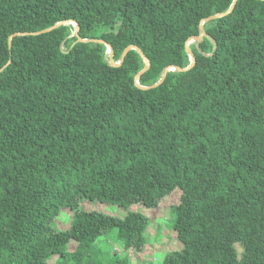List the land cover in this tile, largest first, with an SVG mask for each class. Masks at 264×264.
<instances>
[{"label": "trees", "instance_id": "16d2710c", "mask_svg": "<svg viewBox=\"0 0 264 264\" xmlns=\"http://www.w3.org/2000/svg\"><path fill=\"white\" fill-rule=\"evenodd\" d=\"M232 1L0 0V264H128L112 246L140 250L150 224L129 208L175 189L179 249L155 264H264V0H236L191 68L139 87L187 67ZM64 21L90 41L34 35ZM105 44L115 63L142 51L138 85L140 55L112 66Z\"/></svg>", "mask_w": 264, "mask_h": 264}, {"label": "rangeland", "instance_id": "374dc122", "mask_svg": "<svg viewBox=\"0 0 264 264\" xmlns=\"http://www.w3.org/2000/svg\"><path fill=\"white\" fill-rule=\"evenodd\" d=\"M191 44V43H190ZM182 191L180 189L173 190L168 196L161 199L158 206L154 209L143 208L139 204H133L129 209L132 211H138L148 217L150 220L149 227L145 232V244L138 250H125L112 246L118 255L120 260L126 259L128 264H155L161 259V255L170 250L179 249V244L175 239V233L170 227V223H166L168 207L174 205L180 199ZM86 210H96L108 215L116 217H123L125 211L115 205H108L95 202L84 203ZM70 213L68 210L62 211L61 216L56 219V224L59 229L65 228L69 225ZM104 236L102 233L101 237ZM76 246L75 242H70L68 245L69 250H73ZM237 250L239 256L242 252L240 244H237ZM56 257L52 256L44 264H54ZM188 264H193L189 262Z\"/></svg>", "mask_w": 264, "mask_h": 264}, {"label": "water", "instance_id": "95a60500", "mask_svg": "<svg viewBox=\"0 0 264 264\" xmlns=\"http://www.w3.org/2000/svg\"><path fill=\"white\" fill-rule=\"evenodd\" d=\"M235 1H236V0H233V1H232V3H231V5H230L229 9H228L226 12L221 13V14L212 15L211 17L202 20V21L200 22V25H199V31H200V34H199L198 36L190 37V38L185 42V50H186V52H187V54H188V56H189V59H190V62H189V64L187 65V67H185V68H178V67H175V66H167V67L164 68V70L162 71V74H161L160 78L157 80V82H155V83H154L153 85H151V86H139V87L142 88V89H148V88L156 87L157 85H159V84L162 83V81L164 80V78H165L167 72H169V71H174V70H177V71H185V70L191 68V67L193 66V64H194V56H193V54L191 53V51H190V49H189V45H190V43H193V42H194V43L199 42V41L205 36V33H204V31H203V27H202L203 23L209 21L210 19L220 18V17H222V16L228 14V13L233 9L234 4H235ZM67 23H71V24L75 27L74 35H76V41H77V42H88V41H90V40H88V39H81V38H79L78 35H77L78 25H77L75 22H70V21H64V22L56 23L55 25H53V26L50 27V28H47V29L42 30V31L37 32V33H34V35H36V34H40V33H46V32H49V31H51L52 29L58 27L59 25H61V24H67ZM91 41L99 42V43H103L102 40H91ZM105 45H106V47H107L108 62H109V64L112 65V66H118V65H120V64L122 63V61H123V58H124L125 54H126L129 50H135V51L140 55L144 67H143L142 70H140V72H138V73L136 74V76H135V84L138 85V81H137V79H138L139 76H140L142 73H144V72L148 69V67H149L148 59L145 57V55L142 53V51H141L138 47H136V46H133V45L127 46L126 48H124V50H123V52H122V54H121V56H120L119 61L115 63V62H113V60H112V48H111L110 45H108V44H105Z\"/></svg>", "mask_w": 264, "mask_h": 264}]
</instances>
